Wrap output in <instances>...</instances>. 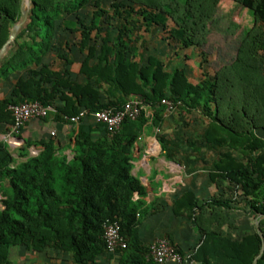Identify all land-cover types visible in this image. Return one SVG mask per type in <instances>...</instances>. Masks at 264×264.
I'll return each instance as SVG.
<instances>
[{
    "label": "trees",
    "instance_id": "trees-1",
    "mask_svg": "<svg viewBox=\"0 0 264 264\" xmlns=\"http://www.w3.org/2000/svg\"><path fill=\"white\" fill-rule=\"evenodd\" d=\"M103 1H30L27 22L0 61V81L23 70L28 77L17 80L9 99L0 100V125L12 122L8 106L24 102L49 106L54 121L65 125L71 124L66 118L84 110L92 113L121 109L131 97L140 98L149 115L142 110L137 119L125 120L121 129L130 127L128 133L120 130L109 134L100 125L103 135L96 140L92 139V130L82 126L86 118L64 144L52 137L39 140L34 145L40 153L31 157V143L23 144L12 154L0 142V264H6L9 249L19 245L33 251L60 250L70 253L75 264H91L107 253L103 230L109 222L119 224L127 242L120 264H154L148 258L149 245L142 244L137 236L138 216H143L145 210L141 201L145 188L130 171L135 145L147 128L156 130L164 156L172 159L170 142L161 134L168 113L163 100L172 102L185 114L203 110L211 120L204 131L205 140L210 133L227 135L233 142L230 149L246 143L245 150H264V142L248 129L247 116L236 119L237 114L240 118L247 115L244 108L234 107L227 117L221 118L213 113L210 106L215 104V82L205 78L193 85L184 71H170L155 56H148L143 63L136 59L143 58L138 51H147L158 32L162 40L181 50L204 45L209 34L207 20L192 12L187 0H111L110 11L102 8ZM232 1L252 11L255 25L241 40L236 59L226 70L248 85L256 96L259 106L255 116L250 117V129H264V0ZM20 7L21 0H0V49L21 17ZM87 7L93 9L90 23L77 19L79 51L86 52L79 70L85 84L71 81L67 71L52 72L46 66L37 69L52 48L56 22ZM99 19L101 25L96 22ZM45 84L50 88L46 89ZM99 90H103L107 102L101 103ZM199 142L198 137L192 145ZM66 150L74 153L72 159L62 155ZM13 155L26 161L16 165ZM249 163L254 166L257 161ZM231 166L217 168L226 173L219 177L234 187L232 193L254 198L262 194L261 200L251 204V209L263 217L259 233L239 241L226 237L222 228L227 225L224 214L230 201L220 195L199 200L185 192L173 203V213L190 217L203 237L191 256L197 264H264L261 178H252L253 172L243 164L235 166L237 173ZM261 176L264 179V173ZM211 180L217 184L213 176ZM262 245L263 253L255 261Z\"/></svg>",
    "mask_w": 264,
    "mask_h": 264
},
{
    "label": "crops",
    "instance_id": "crops-1",
    "mask_svg": "<svg viewBox=\"0 0 264 264\" xmlns=\"http://www.w3.org/2000/svg\"><path fill=\"white\" fill-rule=\"evenodd\" d=\"M111 2L104 0L102 8L110 11L104 4ZM187 6L192 12L207 20L206 27L209 34L204 45L200 48L181 50L162 40L161 33L158 32V35L151 39L147 51L142 49L138 51L143 58L136 59H141L143 63L148 56H155L167 64L170 71L174 69L184 71L188 82L193 85L205 78L215 82V104L210 106L213 113L220 115L221 118L227 117L234 107L244 108L247 115L240 118L237 114L236 119L240 121L247 116L248 121L245 122L249 131L255 138L264 142V129H250L249 126L250 117L255 116L259 106L255 94L234 73L226 70L235 61L241 40L255 25L252 11L232 0H187ZM92 13L93 9L87 7L74 15L63 16L56 22L52 48L37 69L46 66L52 72L67 71V77L71 81L78 85L85 84V79L79 70L85 60L86 52L79 51L80 26L77 19L89 24ZM96 22L101 25L102 19ZM64 47L68 49H63ZM202 62L203 65L199 67V63ZM25 77H28V73L23 70L12 73L7 80H1L0 100L9 99L17 80ZM44 87L49 89L50 85L45 84ZM99 94L101 103L107 102L103 90H99ZM57 104L60 105L61 102L57 101ZM143 110L149 115L148 110L144 107ZM262 115L264 121V107ZM164 118L161 134L170 142L169 152L172 159L164 156L156 137V130L153 128L144 131L133 151L130 175L144 186L146 192L141 199L145 210L143 216H138L140 223L137 226V236L144 245H150L157 238H164L188 257L191 264H197L191 256L198 249L203 237L195 230L190 217L173 213V203L185 192H189L199 200H208L220 195L223 200L230 201L229 208L224 214L227 225L222 228L223 234L239 241L245 236L258 233V225L263 217L251 209V204L261 200L262 194L254 198L232 193L231 189L234 187L219 177L226 173L217 167L227 169L232 164V171L235 170L237 173L239 169L235 166L243 164L247 166L248 171L253 172L252 178H261V187L264 188V179L261 176L264 173V150H245L246 143L230 149L229 146L233 142L227 135L219 137L210 133L205 140L204 131L211 124V120L203 110L185 114L177 107L166 113ZM7 126L0 125V135L6 132ZM77 126L79 123L66 125L57 123L51 113L45 119H32L25 123L21 130L17 139L19 147L7 148V150L14 154L23 144L31 143L28 155L36 156L40 153V149L34 144L39 140L52 137L64 144L66 139L73 138ZM82 126L85 130L89 128L92 130L93 140L103 135V128L91 118L84 120ZM120 130L122 133H128L131 128ZM198 137L199 145H192ZM219 141H222V144H218ZM224 154H228L229 157H224ZM62 155L70 160L74 153L66 150ZM13 156L16 165L26 161V158ZM250 160L257 163L251 166ZM211 176L217 184L211 180ZM121 252L104 253L91 264H120ZM6 264L75 263L71 254L67 252L51 248L33 251L19 245L9 249Z\"/></svg>",
    "mask_w": 264,
    "mask_h": 264
},
{
    "label": "built area",
    "instance_id": "built-area-1",
    "mask_svg": "<svg viewBox=\"0 0 264 264\" xmlns=\"http://www.w3.org/2000/svg\"><path fill=\"white\" fill-rule=\"evenodd\" d=\"M167 112L175 109V104L168 100L161 102ZM143 110V104L140 98L131 97L121 109H104L89 113L81 111L77 116L66 118L71 124L79 123L81 120L91 118L96 124L105 128L109 134H115L120 131L122 123L125 120H135ZM8 112L11 115L12 122L7 126L4 134L0 135V142L7 148L19 147L17 141L25 123L32 119H45L52 112L49 106L39 102H24L17 105L8 106ZM53 135V134H51ZM103 240L105 242L106 252L113 254L126 249V240L120 233V227L117 222H109L104 225ZM149 260L154 264H191L188 257L181 255L177 249L166 239L157 238L149 245Z\"/></svg>",
    "mask_w": 264,
    "mask_h": 264
},
{
    "label": "water",
    "instance_id": "water-1",
    "mask_svg": "<svg viewBox=\"0 0 264 264\" xmlns=\"http://www.w3.org/2000/svg\"><path fill=\"white\" fill-rule=\"evenodd\" d=\"M30 1L31 0H21V7H20L21 17L12 26L11 32H10V35H9V38H8L7 42L0 49V61L6 56V54L10 50V48L13 45V43H14V41L16 39V36L19 33V31L25 26V24L27 22V19H28ZM258 233H259V231H258ZM262 253H263V245H262L261 250H260L257 258L255 259V261L262 255Z\"/></svg>",
    "mask_w": 264,
    "mask_h": 264
},
{
    "label": "rangeland",
    "instance_id": "rangeland-1",
    "mask_svg": "<svg viewBox=\"0 0 264 264\" xmlns=\"http://www.w3.org/2000/svg\"><path fill=\"white\" fill-rule=\"evenodd\" d=\"M106 1H108V0H106ZM120 1L123 2L122 0H120ZM111 3H112V2H111ZM110 5H111L110 3H109V4H104V6H107V7L110 6ZM263 66H264V61H263ZM1 199H2V198L0 197V201H1Z\"/></svg>",
    "mask_w": 264,
    "mask_h": 264
}]
</instances>
